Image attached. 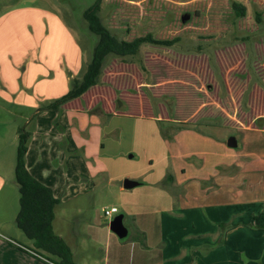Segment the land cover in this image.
<instances>
[{
  "label": "rangeland",
  "instance_id": "1",
  "mask_svg": "<svg viewBox=\"0 0 264 264\" xmlns=\"http://www.w3.org/2000/svg\"><path fill=\"white\" fill-rule=\"evenodd\" d=\"M231 1L102 0L99 17L117 39L131 41L150 34L155 40L178 41L171 47L142 45L132 57H106L97 94L110 87L119 107L123 104L133 109L125 108L126 115L110 116V112L101 119L104 148L99 162L106 172L75 184L81 194L58 209L59 221L66 217L67 222L82 224L87 231L89 221L92 227L109 228L110 221L122 215L128 235L118 240L124 242L133 234L140 235L143 224L154 227L159 221L181 222L189 233L207 226L206 220L211 225L210 211L200 213L189 208L183 219L167 217L165 209L172 188L166 177L173 155H185L181 161L189 164L200 160L185 154L187 149H200L197 141L191 140L184 148L173 145L181 129L211 125L215 128L205 135L215 143L221 136L223 143L234 136L238 146L230 150L239 153L264 136V0H233L245 8V16L239 19L234 18ZM94 2L0 0V18L8 14L0 34V81L6 83L8 91L21 82L28 60H43L39 46L60 48L61 20L62 26L74 34L82 52V67L75 77L68 73L70 81L81 78L97 39L83 19L84 10ZM185 13L191 18L184 24L180 18ZM51 32L52 43L44 38ZM21 47H32L33 52L26 53L18 64L14 59ZM7 50L8 57H3ZM4 64L11 68L7 75ZM6 91L0 87V169L8 173L11 164L9 173L13 176L8 178V189L0 193V219L8 221L18 206V196L10 185L14 182L17 152L14 131H24L23 116L32 110L25 108L23 101L13 102ZM192 133L203 135L198 130ZM49 142L51 145L54 140ZM55 148H47L45 159L55 154ZM238 169L234 165L220 166L217 171L232 176ZM125 179L140 185L124 189ZM199 184L205 187L213 183ZM111 208H116L117 213L104 216V210ZM229 214L217 213V219L222 220L220 228L214 233L205 230L207 234L200 238L203 242L191 246V264H264V228L249 226ZM92 251L99 255L98 249ZM43 257L49 259L44 254Z\"/></svg>",
  "mask_w": 264,
  "mask_h": 264
},
{
  "label": "crops",
  "instance_id": "2",
  "mask_svg": "<svg viewBox=\"0 0 264 264\" xmlns=\"http://www.w3.org/2000/svg\"><path fill=\"white\" fill-rule=\"evenodd\" d=\"M7 18L8 14L0 18V34ZM61 24L64 25L62 20ZM62 25L60 48L39 46L38 51L44 57L43 60L33 61L29 57L30 60L25 63L23 69L21 82L9 91L5 82L0 81V87L11 94L8 98H12L13 102L23 101L25 108L32 110V113L23 116L22 122L23 126L26 125L24 131L28 134L25 166L32 177L52 190L57 199L52 221L53 232L69 247L75 264H191L189 260L193 258L190 256V251H193L191 246L203 242L200 238L207 234L205 230L214 233L222 225V220L217 219V213L229 211V216L235 215L249 226L254 224L255 216L264 215V136H261L259 141L250 143V146L247 144V149L239 153L230 150L226 142L221 141V134H219L221 138L215 143L212 138L205 135L206 131L211 132L215 127L202 125L197 129L179 130L172 141L173 145L183 148L189 145L191 140L197 141L200 149H187L185 154L196 155L200 160L198 163L189 164L181 161L185 159V155L171 157L166 181L172 189H169L171 196L165 210L167 217L175 219H183V214H187L189 208L200 213L210 211L214 219L209 217L211 225L206 220L207 226L203 225L200 231L189 233L187 229H183L181 222L172 224L159 221L154 227L151 223L147 226L143 224L140 225L141 231H138L140 235L133 234L128 242H124L119 241L109 228L92 227L91 221L85 228H89L87 231H84L82 224L67 222L66 217L63 222L59 221L58 209L65 207L81 194L75 189V184L91 181L106 172L105 166L99 162L104 148L102 143L104 124L101 119H106L110 112V116L121 115L125 114V108L133 109L123 104L119 107L110 87L102 89L97 94L96 91L101 88L96 85L79 98L65 103L58 110L36 111L41 103L65 95L70 84L68 73L75 77L82 67V52L75 36ZM44 38L52 43L54 35L51 32ZM1 52L0 46V54ZM32 52V47L25 49L21 47L16 52L17 57L14 60L20 64L19 61H22L25 54ZM49 55L52 59H47ZM3 57H8V50ZM3 66L6 68L4 74L7 75L11 68L7 64ZM194 130L202 133V137L193 135ZM15 131L17 149L19 134ZM50 140H54L52 146ZM48 147L51 149L56 147V152L45 159ZM240 160L245 161L241 163ZM231 165L237 169L240 167L235 175L218 173V167ZM10 166L11 164L8 166V173L0 169V193L3 188L8 189V178L13 176L9 173ZM200 181L203 183L212 181L213 184L204 187L199 184ZM243 184L241 188H235ZM10 185L14 194L18 196V206L8 221L5 217L0 219V264H48L10 242L41 254L34 249L32 241L16 227L19 193L15 179ZM173 208L178 210L175 211ZM234 226L237 227L239 224ZM95 249L99 250V255L93 253L92 250Z\"/></svg>",
  "mask_w": 264,
  "mask_h": 264
},
{
  "label": "trees",
  "instance_id": "3",
  "mask_svg": "<svg viewBox=\"0 0 264 264\" xmlns=\"http://www.w3.org/2000/svg\"><path fill=\"white\" fill-rule=\"evenodd\" d=\"M102 0H95L83 12V19L87 23L88 31L96 36V43L92 48L91 58L87 63L80 79H72L68 92L56 100L39 105L37 112L58 110L65 103L82 96L88 89L96 86L100 81L103 64L108 56L132 57L138 54L142 45H161L171 47L178 39L160 41L150 34L131 41L119 40L103 25L99 11ZM230 7L234 18L245 16V8L236 1H231ZM28 134L19 132L14 179L18 186L19 210L15 219L16 227L24 236L32 241L34 249L46 255L53 264H75L72 253L65 242L53 232L52 221L54 208L58 201L52 190L36 180L25 166ZM254 226L264 228V216L254 217Z\"/></svg>",
  "mask_w": 264,
  "mask_h": 264
},
{
  "label": "water",
  "instance_id": "4",
  "mask_svg": "<svg viewBox=\"0 0 264 264\" xmlns=\"http://www.w3.org/2000/svg\"><path fill=\"white\" fill-rule=\"evenodd\" d=\"M191 16L188 13H185L181 16L180 20L181 23H186L190 20ZM226 146L229 149H235L237 147V140L234 136H230L227 140H226ZM140 183L137 181H132L129 179H125L123 181V188L124 189H132L134 187L139 186ZM109 230L118 238V239H124L127 237L128 235V230L126 229V227L123 225V216L122 215H118L116 217H114L110 223H109Z\"/></svg>",
  "mask_w": 264,
  "mask_h": 264
},
{
  "label": "built area",
  "instance_id": "5",
  "mask_svg": "<svg viewBox=\"0 0 264 264\" xmlns=\"http://www.w3.org/2000/svg\"><path fill=\"white\" fill-rule=\"evenodd\" d=\"M104 216L106 217H111L113 214L117 213L116 208H111L109 210H104ZM11 243H13L14 245L20 247L21 249L25 250L27 253H29L30 255H32L33 257L39 259L42 262L48 263V264H53L51 263L49 260L45 259L41 254L37 253L36 251L33 250H29V249H25L19 245H17L15 242L10 241Z\"/></svg>",
  "mask_w": 264,
  "mask_h": 264
}]
</instances>
